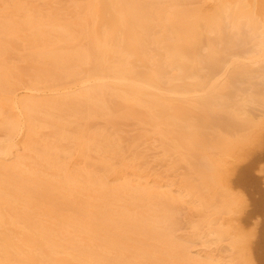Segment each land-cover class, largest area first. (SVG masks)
I'll list each match as a JSON object with an SVG mask.
<instances>
[{"label":"bare ground","instance_id":"6f19581e","mask_svg":"<svg viewBox=\"0 0 264 264\" xmlns=\"http://www.w3.org/2000/svg\"><path fill=\"white\" fill-rule=\"evenodd\" d=\"M15 1L0 0V57L20 48L12 37L31 49L26 68L0 61V264L253 263L233 232L237 200L225 174L262 137L264 8L255 0H67L47 13L2 6ZM102 119L115 130L129 119L151 126L168 166L186 165L193 178L175 188L172 169L167 183L130 172L116 157L122 138L92 131ZM42 128L51 135L38 153ZM24 150L56 175L41 178ZM64 152L69 161L111 153L122 173L109 160L100 178L78 164L72 171ZM179 208L195 214L184 230L197 234L182 230Z\"/></svg>","mask_w":264,"mask_h":264},{"label":"rangeland","instance_id":"374dc122","mask_svg":"<svg viewBox=\"0 0 264 264\" xmlns=\"http://www.w3.org/2000/svg\"><path fill=\"white\" fill-rule=\"evenodd\" d=\"M18 1H21V3L26 4L29 9H37L42 13H47L51 8L59 9L62 5L67 3L66 2L67 0H16L12 4L6 3L5 5H2V6H6V5L13 6V5L18 4ZM69 1H71V0H69ZM255 1H257V3L261 6V8H264V0H255ZM12 40H14L15 42L17 41L18 44L20 45V48L18 50L14 51L13 54L11 55V57H8V56L0 57V61H6L7 65L11 66V67L18 66L20 68H26L28 66V64L21 57L27 51H29L31 49V47H29V44L25 40H19L16 37H12ZM31 72H33V71H31ZM42 86H43V84H41V87ZM24 93H25L24 91H21L19 94L24 95ZM42 96H45V95L43 94ZM46 96H47V94H46ZM8 115L6 114L5 118L9 119ZM1 121H2V119H1ZM1 121H0V125L2 123ZM92 124H93L91 126L92 131H103V130H105V133L107 132V134L109 136L111 135V138L114 137L113 139L122 138V142H121L122 147L125 148L124 149L125 151H123L124 155H122L120 157L119 156H116V157L120 158V159L125 158V160H124L125 164L130 163L133 166V167L132 166L130 167L131 169H128V170H130V172L134 171L133 169H136V172L138 174L140 172H142V175L150 176L151 179L155 178L157 181H160L162 183H164V182L167 183L170 180L171 181L173 180V182L175 183V180H176L177 184L175 183L176 184L175 188L177 186L178 187L179 186H181V187L185 186L186 183L184 181H186L190 178H193V176H190L191 174L189 173L186 165H179L180 166V167L178 166L179 168L177 166H175L176 168H173V169H172L171 165L168 166L170 158L168 160L164 161V158L166 159L169 156L164 157L161 154V153H164V151L163 152L160 151L162 148H161V145L159 142V137L157 134H156L157 136L155 135V133L153 131L154 129H152L151 126L145 125L142 122H139L136 120H131V119L124 120V121L121 120V125H119L116 128V130H115V127L112 128L111 125H108L105 122V120H103V119L102 120H95L94 123L92 122ZM262 128L263 129L260 132L262 137L257 138L256 139L257 141L255 140L254 144L249 145V146L244 148L243 152L241 153L242 157L240 158V160H239V157H235L234 159H229L230 164H231L230 167L233 170L231 173L225 174V176L227 178L226 179L227 182H225V186H227V185L231 186V190H230V192L232 193L231 196H232V198L237 200L236 203H234V207H235V210H237L235 212L237 214L236 218L238 219V221L233 222V224H232V227H234L233 232L238 233V231H239L240 241H242L244 243L243 245H245L247 248L246 249L247 253L246 252L244 253L245 250H243L242 254L244 253V258H246V257L248 258L249 256L250 257L253 256V258H251V259L255 260V261L253 260L254 264H255V262H256V264H260L259 254L264 253V247H263L264 246L263 245V237H264L263 236L264 235V126ZM50 132L51 131L48 128L39 129V135H38V137H36V142L38 141L36 143V145L37 144L38 145L37 146L35 145L37 152L42 147L41 145H42L43 140L46 139V137L47 138L50 137V135H51ZM118 136H120V137H118ZM138 139H140V140H138ZM52 140L53 139H51V140L49 139V141H52ZM134 142L137 144H135ZM63 146H64V150H67V152H71L70 149L72 147L69 145L68 142H65V144ZM153 146L155 148L159 149V150H157V153H154V151H156V149H154ZM69 147H71V148L68 149ZM152 147L154 150L152 149ZM23 148L26 149L25 146ZM41 150L42 149H40L38 153H40ZM25 151L26 150L20 151L19 154H21V155L23 154L28 158L27 159L28 162L26 161L27 164H30L33 169L38 170L39 171L38 174L41 178L45 179V178H50L53 174L56 175V172L54 171L55 169L51 170L49 164L43 162L40 165L39 163H37V161H40V160H39V157H38L36 151L35 152L34 151L31 152L30 150L29 151L27 150L26 152ZM147 151H149L150 153ZM145 152L149 153L150 156L152 154L151 152H153V154H155V155H153V154L152 155L155 156V158L153 156L150 157L148 154L146 155ZM159 152H160V154H159ZM136 153H138V154H136ZM212 153L216 154L217 152L214 151ZM156 154H157V156H156ZM137 155H138V158H136ZM168 155H170V154L168 153ZM143 156H144V158H142ZM161 156H163L164 158ZM65 157H66V153L65 152L61 153L59 160L62 161V164L71 162L72 167L74 168V169H71L72 171L73 170L75 171V168L76 167L78 168V165H79L82 169L81 171L84 172L83 174H86V171H87L88 173H92L95 177L100 178V176L101 177L105 176V172L102 171L103 168L101 167L102 160H109V161H111V164H113V167H117L118 168L117 170L119 171V173H122L121 162L118 159L114 158L115 156H113V154L108 153V152L101 154V156L99 154H94V155L92 154L91 158H90L91 160L90 159L87 160V159L83 158L78 153L74 155V157L71 161L66 160ZM139 157H140V159H139ZM148 157H150V158H148ZM157 157H158V159H157ZM108 158H111V160ZM160 158L163 161H161ZM155 159H157V160H155ZM10 162H12V161H10ZM73 163H74V165H73ZM156 163H158V165H156ZM161 164L163 166H161ZM164 164L167 165L168 167L164 166ZM163 167H166V168H163ZM78 169H80V168H78ZM169 169H172L171 171L174 172L173 176L170 172V178L166 174V171H169ZM117 170H116V172H118ZM97 172H100V173H97ZM130 172H128V173H130ZM174 175H176V176H174ZM171 177L173 179H171ZM166 179L168 180L167 182H166ZM110 185L113 186L114 184L111 183ZM212 195H214L213 192H207L205 194L206 197H211ZM215 201H220V199L216 198ZM215 201H214V203L217 204V202H215ZM123 203H124L123 201L118 202V203H114V205H112V207L114 209H119L123 206ZM17 205H18V203H17ZM19 208H21V205L19 206ZM113 208H111V209H113ZM177 210L178 211L174 210V214H176V215L178 214V215L177 216H175L174 214L173 215H174V217H176V220L179 222V225L183 224V225H181V228H182V230H184L185 227L187 226V225L184 226V224L187 222V218L189 219V218H191L192 215H194V219H195L196 216L192 212H188L184 209L181 210V208H179ZM179 210H180V212H179ZM95 211H97V209ZM218 212L219 211H213V213H218ZM68 214H69V212H68ZM226 218L228 219L229 216L228 217L226 216ZM42 219L47 220V218H45V217ZM188 230L191 231L192 229L190 230L189 228H186V230H184L186 235H191V234L195 235L198 233L196 231H194L193 233L192 232L190 233ZM184 232L180 231L177 233V235L178 234L183 235ZM195 237H197V236H195ZM262 251H263V253H262ZM249 258H248V263H250ZM251 262H252V260H251ZM253 263H251V264H253ZM244 264H246V263H244Z\"/></svg>","mask_w":264,"mask_h":264}]
</instances>
